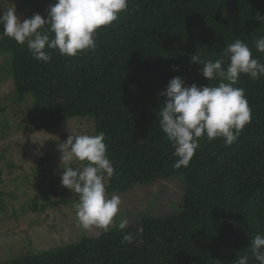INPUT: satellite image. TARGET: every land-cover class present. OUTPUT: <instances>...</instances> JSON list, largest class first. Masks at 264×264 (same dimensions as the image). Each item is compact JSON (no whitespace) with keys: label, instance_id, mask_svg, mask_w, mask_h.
<instances>
[{"label":"trees","instance_id":"1","mask_svg":"<svg viewBox=\"0 0 264 264\" xmlns=\"http://www.w3.org/2000/svg\"><path fill=\"white\" fill-rule=\"evenodd\" d=\"M18 1L23 6L29 1L24 19L34 13L46 18V9L55 2ZM2 30L0 26V55L10 58L14 100L21 104L31 97L34 128L54 131L68 119L87 117L93 134H105L114 167V175L106 179L108 196L185 178L184 204L176 215L142 217L138 224L117 227L99 239L83 236L8 264H234L243 255L249 256V264H258L248 245L252 236L264 234V77L252 80L241 74L233 85L245 90L252 109L251 123L238 139L225 146L222 138L202 137L188 167L179 169L173 168L174 150L159 127L166 100L159 93L175 77L186 85H218L207 82L191 56L223 59L226 65L224 49L237 39L264 63V53L255 47L264 37V0H130L117 21L98 30L94 53L67 57L53 51L48 63ZM39 195L42 202L30 200L28 210L70 203L51 201L46 189L40 188ZM4 207L0 192V213ZM141 226L142 245L121 243Z\"/></svg>","mask_w":264,"mask_h":264},{"label":"clouds","instance_id":"2","mask_svg":"<svg viewBox=\"0 0 264 264\" xmlns=\"http://www.w3.org/2000/svg\"><path fill=\"white\" fill-rule=\"evenodd\" d=\"M129 3L130 0H55L46 9V18L34 13L21 22L15 9H10L0 14V26L5 36L26 45L35 59L48 63L53 51L67 57L94 53L98 30L117 21ZM255 47L264 53V37L255 42ZM223 55L226 65L223 59L191 56L193 63L202 66L200 71L207 82L219 81L218 85H186L175 77L159 93L166 97L159 111V127L174 150V169L188 167L202 137L209 141L222 138L225 146H231L251 123L252 109L245 90L233 85L241 74L252 80L264 77V63L239 39L228 44ZM104 141L103 132L73 134L59 145L61 185L78 195L74 205L77 222L84 230L99 229L95 233L97 239L117 227L123 230L129 223L121 219L117 224L121 198L106 194V179L114 175V167ZM76 162L79 166L74 167ZM143 232V227H138L135 233H126L121 243L135 241L140 246L144 243ZM248 246L252 259L264 264V234L252 236ZM234 264H249V256L238 257Z\"/></svg>","mask_w":264,"mask_h":264},{"label":"rangeland","instance_id":"3","mask_svg":"<svg viewBox=\"0 0 264 264\" xmlns=\"http://www.w3.org/2000/svg\"><path fill=\"white\" fill-rule=\"evenodd\" d=\"M28 3L23 6L18 0H0V14L15 9L22 22L30 10ZM9 61L8 56L0 55V168L3 179L0 192L5 202L0 213V264H8L29 253L75 243L83 236L95 237L99 231L95 227L84 230L79 226L74 208L78 195L61 185L63 169L59 167V145L69 135L93 134L92 122L87 117L72 118L54 131L35 129L30 118L31 97L28 95L21 104L14 100L12 80L8 76ZM73 166H79V162ZM52 185L55 186L54 194L48 190ZM40 188L47 190L51 201L65 199L70 203L45 211L28 210L30 200L36 198L38 203L42 202ZM184 189L185 178L178 176L117 195L122 201L117 224L127 219L128 226H134L142 217L159 219L176 215L184 204Z\"/></svg>","mask_w":264,"mask_h":264}]
</instances>
